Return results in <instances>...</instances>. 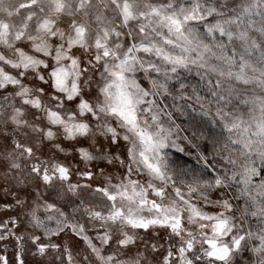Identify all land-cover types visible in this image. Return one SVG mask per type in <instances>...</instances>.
<instances>
[{
	"label": "snow or ice",
	"instance_id": "snow-or-ice-1",
	"mask_svg": "<svg viewBox=\"0 0 264 264\" xmlns=\"http://www.w3.org/2000/svg\"><path fill=\"white\" fill-rule=\"evenodd\" d=\"M0 264H264V0H0Z\"/></svg>",
	"mask_w": 264,
	"mask_h": 264
},
{
	"label": "rangeland",
	"instance_id": "rangeland-1",
	"mask_svg": "<svg viewBox=\"0 0 264 264\" xmlns=\"http://www.w3.org/2000/svg\"><path fill=\"white\" fill-rule=\"evenodd\" d=\"M182 121H183V117L179 118L177 122L179 123V122H182ZM171 151L174 154L177 153V150L176 149H172ZM179 156H180V159L182 161L186 160L189 165H195V156H189V155H186V154H179ZM9 254H11V248H9Z\"/></svg>",
	"mask_w": 264,
	"mask_h": 264
}]
</instances>
